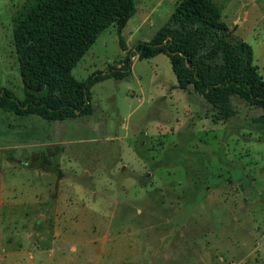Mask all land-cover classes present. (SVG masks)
I'll use <instances>...</instances> for the list:
<instances>
[{"label":"rangeland","instance_id":"rangeland-1","mask_svg":"<svg viewBox=\"0 0 264 264\" xmlns=\"http://www.w3.org/2000/svg\"><path fill=\"white\" fill-rule=\"evenodd\" d=\"M35 1L0 0V86L20 100L14 21ZM134 1L121 30L128 49L174 9ZM212 1L264 79V0H238L248 14ZM124 56L113 23L71 74L87 80ZM176 84L166 54L134 56L128 77L91 86L90 114L0 108V264H264V126L252 121L263 110L232 95L225 118Z\"/></svg>","mask_w":264,"mask_h":264},{"label":"trees","instance_id":"trees-1","mask_svg":"<svg viewBox=\"0 0 264 264\" xmlns=\"http://www.w3.org/2000/svg\"><path fill=\"white\" fill-rule=\"evenodd\" d=\"M135 12L134 0H36L15 19L14 45L26 97L0 86V108L17 116L37 114L63 120L92 112L91 86L131 74L132 58L166 54L176 87L189 86L225 118L235 115L230 97L236 95L262 108L253 123L264 126V79L253 65V51L245 41L231 43L212 0H178L174 11L148 40L128 49L121 35ZM115 23L125 56L117 67L94 72L79 81L71 74L79 58L100 32Z\"/></svg>","mask_w":264,"mask_h":264},{"label":"crops","instance_id":"crops-1","mask_svg":"<svg viewBox=\"0 0 264 264\" xmlns=\"http://www.w3.org/2000/svg\"><path fill=\"white\" fill-rule=\"evenodd\" d=\"M166 0H156L155 1V6H154V8L152 9V14L154 13V12H156L157 10H158V8H159V4L161 5V4H163L164 2H165ZM171 3V6H172V8H174L175 9V6H176V4H177V2H178V0H169ZM248 1H250V0H248ZM251 1H255V0H251ZM258 1V0H257ZM259 3V2H258ZM239 3H238V0H231L230 2H229V4L226 6V8L227 9H230V10H234V9H241L242 11H244V13H246V14H248L249 13V7H246V5L244 4V3H241L242 4V6L241 7H235L236 5H238ZM244 7H246V8H244ZM174 9H173V11H174ZM172 11V12H173ZM171 12V11H170ZM171 12V13H172ZM171 13H169V16L171 15ZM133 16V15H132ZM131 16V17H132ZM131 17L128 19V20H130L131 19ZM145 16H143V18H144ZM140 20V18L138 19V21ZM147 20H149V18H147ZM127 23V22H126ZM142 25V24H141ZM141 25L140 24H136L135 26H133L132 27V29L131 30H133V31H138L139 29H140V27H141Z\"/></svg>","mask_w":264,"mask_h":264}]
</instances>
